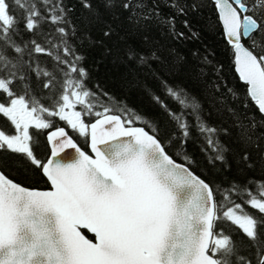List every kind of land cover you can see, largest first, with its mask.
I'll return each instance as SVG.
<instances>
[{"label": "snow or ice", "instance_id": "snow-or-ice-1", "mask_svg": "<svg viewBox=\"0 0 264 264\" xmlns=\"http://www.w3.org/2000/svg\"><path fill=\"white\" fill-rule=\"evenodd\" d=\"M208 3L246 86L214 68L218 124L173 82L188 72L178 46L199 39L189 17ZM106 64L162 118L89 88ZM0 116L13 130L0 129V264H264V0H0ZM30 129H51L46 155ZM198 140L233 179L192 170ZM13 166L48 187L10 178Z\"/></svg>", "mask_w": 264, "mask_h": 264}, {"label": "trees", "instance_id": "trees-1", "mask_svg": "<svg viewBox=\"0 0 264 264\" xmlns=\"http://www.w3.org/2000/svg\"><path fill=\"white\" fill-rule=\"evenodd\" d=\"M189 19L192 29L198 33L199 39L186 41L182 45L178 46L179 52L185 56L187 60L186 67L188 72L184 75L176 77L173 82L183 88H186L194 96H196L203 103L205 112L211 113V115L206 116L208 122L211 124H218L220 123V119L214 112L211 104L208 102L205 88V83H211L212 81L217 80L214 68L222 66L220 70V81L218 82H226L227 87L233 88L241 96L244 95L246 86L239 80L238 75L234 70L232 62L233 54L230 46L227 45L223 37L221 26L217 23L214 7L208 3L207 6L200 10V12L193 14L189 17ZM193 52H197L198 56H193ZM204 55H207L209 60L212 61L211 65L204 66L201 64L198 57ZM201 67H205L207 75L202 79H197V75ZM110 68L111 65L106 64L99 72H93L92 79L88 81V87L95 91L94 85L99 84L101 88L109 92L111 96L115 97V100L126 101L138 112L145 114L149 118H162L160 109L151 101L150 97L143 91L142 88H122L119 85L117 78L110 73ZM149 87H151L156 94L162 95L161 90L155 85L149 84ZM221 90H224L223 83H221ZM165 99L170 107L174 110H178L177 106L172 101L167 100V98ZM104 102L105 101L101 100V103ZM114 102L115 101H110V103ZM42 103H46V101H42ZM252 111H254V109H252ZM3 119L5 127L7 129L11 128L6 119ZM60 125L65 124L57 119L56 126ZM46 132L47 130H39L35 135V140L38 141L36 151L37 154L41 156L46 155L49 148L46 139ZM74 137L77 138L75 133ZM222 139L225 143L228 142L227 138L222 137ZM78 142L83 145L81 140H78ZM203 146V141L201 140H198L196 143L190 142L188 145L189 153L197 161V164L193 166L192 170L198 175H202L204 178H207L217 184L221 182L227 183L229 180L233 179L235 177V173H225L222 177L216 174L215 170L207 164L204 153L201 152V147ZM6 171L12 179L24 186L40 189L48 187V185L42 181L38 182V178L34 173H23L18 170V166L10 167ZM256 178L260 179L262 177L259 173H256ZM233 199L236 198L233 197ZM236 202L240 203L241 201L237 199ZM246 210L252 213H255L256 211L250 208H246Z\"/></svg>", "mask_w": 264, "mask_h": 264}, {"label": "flooded vegetation", "instance_id": "flooded-vegetation-1", "mask_svg": "<svg viewBox=\"0 0 264 264\" xmlns=\"http://www.w3.org/2000/svg\"><path fill=\"white\" fill-rule=\"evenodd\" d=\"M3 122H4V119H3L2 116H0V129H3L5 131H13V130H7V128L5 127V125L3 124ZM9 129H11V128H9ZM30 131L34 133V139H35L36 132L33 129H30Z\"/></svg>", "mask_w": 264, "mask_h": 264}, {"label": "water", "instance_id": "water-1", "mask_svg": "<svg viewBox=\"0 0 264 264\" xmlns=\"http://www.w3.org/2000/svg\"><path fill=\"white\" fill-rule=\"evenodd\" d=\"M238 75V74H237ZM66 128V127H65ZM66 130H68V128H66ZM69 131V130H68ZM69 134H70V132H69ZM71 135V134H70ZM42 190H44V189H42Z\"/></svg>", "mask_w": 264, "mask_h": 264}]
</instances>
